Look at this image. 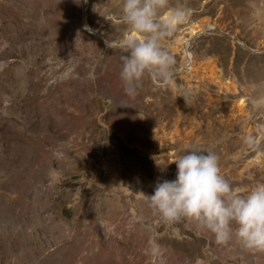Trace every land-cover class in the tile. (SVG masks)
<instances>
[{
  "label": "rangeland",
  "instance_id": "obj_1",
  "mask_svg": "<svg viewBox=\"0 0 264 264\" xmlns=\"http://www.w3.org/2000/svg\"><path fill=\"white\" fill-rule=\"evenodd\" d=\"M171 3L191 9L164 42L177 87L146 81L131 98L122 0H0V264H153L152 238L156 264H264V252L148 207L193 144L219 155L241 194L264 185V0Z\"/></svg>",
  "mask_w": 264,
  "mask_h": 264
},
{
  "label": "clouds",
  "instance_id": "obj_2",
  "mask_svg": "<svg viewBox=\"0 0 264 264\" xmlns=\"http://www.w3.org/2000/svg\"><path fill=\"white\" fill-rule=\"evenodd\" d=\"M190 15L187 5L171 0H122L120 19L127 32L117 46L127 53L120 58L119 73L126 96L136 97L146 81L159 89L177 87L178 62L164 42ZM244 143L257 147L255 137L246 136ZM171 163L176 165L175 179L158 181L147 196L154 215L168 223L191 221L217 244L235 240L264 252V185L241 194L223 176L219 155L194 144ZM160 253L161 246L149 239L146 254L153 264Z\"/></svg>",
  "mask_w": 264,
  "mask_h": 264
},
{
  "label": "bare ground",
  "instance_id": "obj_3",
  "mask_svg": "<svg viewBox=\"0 0 264 264\" xmlns=\"http://www.w3.org/2000/svg\"><path fill=\"white\" fill-rule=\"evenodd\" d=\"M213 28V27H215L214 26V24H212V23H207V24H205V26L203 27V26H201V25H197V24H191V25H189L188 26V32L191 34V35H194V34H196V33H199V32H202V31H204V28ZM187 29V28H186ZM187 32V33H188ZM176 41L177 42H179V44L181 45V47H186V44H187V41H183L182 40V38H177L176 39ZM187 57H189V58H191V56L188 54L187 55ZM189 64H191V61H190V63ZM188 69H190V65H189V67H188ZM210 72H209V76L210 77H218L219 76V73H218V71L217 70H214L213 68L212 69H210L209 70ZM243 103V101H239V105H240V107H242L241 105H243L242 104ZM110 118L112 119V121H114V122H118L119 120H121V119H119L120 117H117V115L115 114V113H111L110 114ZM103 208L104 209H107L109 212H111V213H113L114 215L116 214V212H117V208H116V204L115 203H109L108 204V202L103 206ZM0 211H3L2 209H0ZM15 235V234H14ZM13 235V236H14ZM16 235L18 236L19 234L18 233H16ZM17 236H15V237H17ZM18 238H16V240H17ZM12 244V243H11ZM12 246V245H11Z\"/></svg>",
  "mask_w": 264,
  "mask_h": 264
},
{
  "label": "crops",
  "instance_id": "obj_4",
  "mask_svg": "<svg viewBox=\"0 0 264 264\" xmlns=\"http://www.w3.org/2000/svg\"><path fill=\"white\" fill-rule=\"evenodd\" d=\"M157 115V114H156Z\"/></svg>",
  "mask_w": 264,
  "mask_h": 264
}]
</instances>
